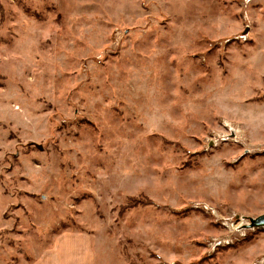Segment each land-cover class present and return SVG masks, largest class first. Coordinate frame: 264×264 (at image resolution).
<instances>
[{
	"label": "rangeland",
	"instance_id": "1",
	"mask_svg": "<svg viewBox=\"0 0 264 264\" xmlns=\"http://www.w3.org/2000/svg\"><path fill=\"white\" fill-rule=\"evenodd\" d=\"M262 215L264 0H0V264H264Z\"/></svg>",
	"mask_w": 264,
	"mask_h": 264
},
{
	"label": "crops",
	"instance_id": "2",
	"mask_svg": "<svg viewBox=\"0 0 264 264\" xmlns=\"http://www.w3.org/2000/svg\"><path fill=\"white\" fill-rule=\"evenodd\" d=\"M262 26V21L260 22ZM65 235L79 236L81 241L59 240ZM97 248L91 238L84 234L65 233L47 251L39 255L31 264H97Z\"/></svg>",
	"mask_w": 264,
	"mask_h": 264
},
{
	"label": "water",
	"instance_id": "3",
	"mask_svg": "<svg viewBox=\"0 0 264 264\" xmlns=\"http://www.w3.org/2000/svg\"><path fill=\"white\" fill-rule=\"evenodd\" d=\"M247 228H260L264 227V215L258 217V218H252L250 219L249 224L246 226Z\"/></svg>",
	"mask_w": 264,
	"mask_h": 264
}]
</instances>
